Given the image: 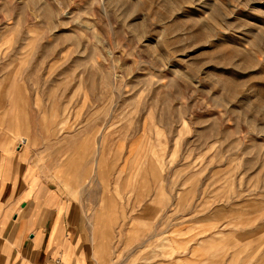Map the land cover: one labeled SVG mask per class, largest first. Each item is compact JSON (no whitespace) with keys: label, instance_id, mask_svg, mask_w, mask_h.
<instances>
[{"label":"rangeland","instance_id":"1","mask_svg":"<svg viewBox=\"0 0 264 264\" xmlns=\"http://www.w3.org/2000/svg\"><path fill=\"white\" fill-rule=\"evenodd\" d=\"M6 61L46 145L75 143L93 199L140 218L123 264L196 235L216 264H264V0H0Z\"/></svg>","mask_w":264,"mask_h":264},{"label":"crops","instance_id":"2","mask_svg":"<svg viewBox=\"0 0 264 264\" xmlns=\"http://www.w3.org/2000/svg\"><path fill=\"white\" fill-rule=\"evenodd\" d=\"M35 94L26 71L0 62V264L125 263L148 239L132 226L140 218L122 225L121 208L93 199L91 161L76 167L75 143L66 158L60 138L46 145ZM187 239L179 257L134 264H216V250H204L210 238Z\"/></svg>","mask_w":264,"mask_h":264},{"label":"built area","instance_id":"3","mask_svg":"<svg viewBox=\"0 0 264 264\" xmlns=\"http://www.w3.org/2000/svg\"><path fill=\"white\" fill-rule=\"evenodd\" d=\"M35 264H38V263H35ZM54 264H66V263L61 258H56Z\"/></svg>","mask_w":264,"mask_h":264}]
</instances>
